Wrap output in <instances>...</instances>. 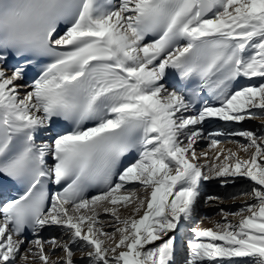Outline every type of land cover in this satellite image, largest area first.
I'll return each instance as SVG.
<instances>
[{
    "label": "snow or ice",
    "instance_id": "6c2138e0",
    "mask_svg": "<svg viewBox=\"0 0 264 264\" xmlns=\"http://www.w3.org/2000/svg\"><path fill=\"white\" fill-rule=\"evenodd\" d=\"M0 264H264V0H0Z\"/></svg>",
    "mask_w": 264,
    "mask_h": 264
},
{
    "label": "rangeland",
    "instance_id": "374dc122",
    "mask_svg": "<svg viewBox=\"0 0 264 264\" xmlns=\"http://www.w3.org/2000/svg\"><path fill=\"white\" fill-rule=\"evenodd\" d=\"M258 122H254V121H249L245 123V127H254ZM223 146V145H222ZM201 147H204V145L202 144ZM226 147V146H225ZM228 147H230V145H228ZM212 191V190H210ZM241 203H243V201H236L235 204H232L231 202L228 205H224V207L227 206H233V207H238ZM202 214H207V215H212L213 210L209 209V208H202L201 209ZM217 219H219V217H217ZM202 227H211L212 225L205 221L202 225Z\"/></svg>",
    "mask_w": 264,
    "mask_h": 264
},
{
    "label": "bare ground",
    "instance_id": "6f19581e",
    "mask_svg": "<svg viewBox=\"0 0 264 264\" xmlns=\"http://www.w3.org/2000/svg\"><path fill=\"white\" fill-rule=\"evenodd\" d=\"M226 147H228V146H226ZM230 147H231V146H230ZM227 207L231 208V207H233V206H230V205H229V206H227Z\"/></svg>",
    "mask_w": 264,
    "mask_h": 264
}]
</instances>
